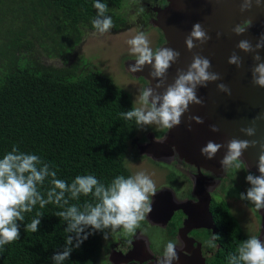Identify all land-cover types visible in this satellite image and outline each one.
Segmentation results:
<instances>
[{"label": "trees", "instance_id": "16d2710c", "mask_svg": "<svg viewBox=\"0 0 264 264\" xmlns=\"http://www.w3.org/2000/svg\"><path fill=\"white\" fill-rule=\"evenodd\" d=\"M129 0L106 3L114 25H124L120 13ZM94 0H0V158L13 146L48 163L57 178L71 183L78 175H94L107 185L115 177L131 175L125 165L129 143L140 128L125 120L132 109L128 93L85 62H70L97 14ZM59 65L48 63L57 59ZM49 187L46 179L42 191ZM91 197L70 204L83 205ZM55 204L37 205L19 223L20 239L0 248V264H53L65 247L66 222L55 216ZM43 213L36 233L25 224ZM220 248L206 264H228L246 240L235 217L223 203L213 210ZM259 217V216H258ZM88 238L64 264H96L104 232L85 230ZM110 231V230H106ZM75 243V241H74Z\"/></svg>", "mask_w": 264, "mask_h": 264}, {"label": "clouds", "instance_id": "9594fccd", "mask_svg": "<svg viewBox=\"0 0 264 264\" xmlns=\"http://www.w3.org/2000/svg\"><path fill=\"white\" fill-rule=\"evenodd\" d=\"M256 8H264V0H241L240 12H250ZM93 8L97 14L91 21L93 36H104L114 28L113 19L106 15L109 8L106 3L94 0ZM143 11V9H141ZM252 25V20H245L232 28L236 36L243 35ZM219 39L222 35L217 33ZM211 39L202 24L196 23L185 38V46L189 52L198 46H203ZM130 54L135 56V64L128 71L131 73L143 71L144 66L151 67L149 76L157 81L154 87L139 89L131 110L122 112L121 116L128 121H135L139 128L158 126L172 129L181 123V118L189 109V105H202L203 101L196 95L198 86L206 87L209 83L221 80L219 73L212 71V64L208 57L196 53L192 62L184 69H177L172 83H167V75L172 65L180 58V53L170 47H160L155 51L150 46V40L143 31L137 32L126 41ZM236 49L245 54H253V65L250 69L253 86L264 89V61L259 50L264 49V33L253 45L250 40H239ZM233 51L227 63L237 69L243 66V58ZM163 89V91H160ZM217 90L231 96V89L224 83L217 84ZM202 124L198 116H189ZM264 120V114L257 115L252 120V126L241 128L240 131L247 137L256 135L255 124ZM212 132H218L216 125L211 126ZM259 144L260 154L257 167L260 175L248 174L246 181L250 185L246 193H241L240 199L253 205L252 210L258 212L264 209V143L257 140L233 138L226 145L208 141L201 148V155L211 160L222 148L226 154L221 160L222 167H236L240 169L241 156L249 148H256ZM244 164V163H243ZM46 179L49 187L42 191ZM157 193L154 180L144 171H138L127 177L120 175L105 185L91 174L78 175L69 184L58 179L56 171L42 161L35 154L19 151L13 146L3 158H0V248L20 239V226L25 220V213H31L39 205L43 209L46 205L55 204L62 209L55 216L66 222L65 232L68 236L65 247L53 257V264H64L70 257L73 248L80 245L92 233H86L91 228L93 232H104L108 235L122 230L131 235L140 227L142 221L152 211V197ZM91 197L92 201H85L83 205L70 204L71 200L81 197ZM43 213L37 212L36 218L25 224L24 231L36 233ZM110 230V231H106ZM218 235H212L208 242L210 248L217 247ZM75 241V243H74ZM176 244L169 241L164 249L162 258L157 264H173L179 259ZM228 264H264V242L256 236H250L241 241L234 254L228 257Z\"/></svg>", "mask_w": 264, "mask_h": 264}, {"label": "water", "instance_id": "95a60500", "mask_svg": "<svg viewBox=\"0 0 264 264\" xmlns=\"http://www.w3.org/2000/svg\"><path fill=\"white\" fill-rule=\"evenodd\" d=\"M166 1L167 5L157 11L156 18L150 23L162 33L164 43L160 47H170L180 53L177 63L169 69L167 83L173 82L178 68L187 69L196 53L210 59L211 70L219 73L221 80L209 83L206 87L198 86L196 95L203 101V104L189 105L188 111L181 118V123L170 130L167 129L160 139H155L150 133L148 142L138 146L139 154L158 163L169 164L175 159L193 165L197 170L202 168L208 171H216L222 166L221 160L227 149L222 147L215 157L209 160L201 155V148L206 146L208 141L226 145L229 140L239 138L264 143V120L256 122V135L253 137H247L240 131L241 128L252 126V120L257 115L264 114V89L253 86L251 83L250 69L253 65V54H245L236 49L239 40L247 39L255 45L260 35L264 33V8L258 9L253 6L250 12L242 14L239 10L241 0ZM248 19L252 20L251 27L241 36L234 35L232 28ZM196 23L202 24L211 39L205 45L198 46L189 52L185 46V38ZM218 32L222 34L219 39L216 35ZM233 51H238L237 54L243 58V66L240 69L227 63ZM259 55L264 61V49L259 50ZM134 64L135 59L124 64L127 72L135 78H142L146 83L145 88L154 87L157 81L152 80L149 76L151 67L145 65L143 71L131 73L128 69ZM219 83H224L231 89V96L217 90ZM189 116H198L203 120V123L197 124L194 120L189 121ZM213 125L218 127V132L211 131ZM259 154L258 144L256 148L245 150L241 156L244 168L257 176L260 175L257 167ZM198 177L194 176L192 181ZM194 191L199 195L205 192L197 184ZM163 193H168L172 199V206L167 211L164 224L170 220L175 210L182 209L188 216L185 222L187 228L191 229L193 226L194 228H206L214 231L213 220L208 210L210 199L207 193L202 199L199 196L197 206H193L189 205L191 203L187 201H177L171 189L165 187L157 191L156 195L152 197V208L156 204L153 209L154 214L162 211L160 208L162 199L159 201V198ZM200 207L203 208L202 212ZM197 208L200 211H197ZM257 215L260 218L257 237L264 242V209H260ZM201 218H205L206 222L195 226L194 223L201 222ZM111 259L113 260V257ZM185 261L183 262L185 264L194 263L193 258L190 257L186 258ZM201 264H204L203 260Z\"/></svg>", "mask_w": 264, "mask_h": 264}, {"label": "flooded vegetation", "instance_id": "af4514ba", "mask_svg": "<svg viewBox=\"0 0 264 264\" xmlns=\"http://www.w3.org/2000/svg\"><path fill=\"white\" fill-rule=\"evenodd\" d=\"M132 3H134L133 7L136 9L135 12L137 15L135 25L140 27L142 31L148 28H154L159 31L161 38L159 44L162 45L164 40L161 31L152 26L150 22L156 18L157 11L163 9L167 5V1L135 0L132 1ZM141 9H143V11H141ZM126 23L127 22L124 24ZM122 25H115L110 32L117 34L132 27V25H126L127 27L125 29L121 28ZM87 32H94V30H86L85 33ZM81 44L77 46L72 53H78ZM166 130L167 129L164 128L159 137L153 135L154 138L160 139ZM140 131L141 130H139L137 136L129 143V148L132 149V154L128 156L129 159L133 161H147L151 165H155L160 173L164 174L165 171L163 182L156 187V190L159 191L165 187L170 188L177 201H187L191 203L189 205L197 206L196 204L199 202V196H201L202 199L204 194L207 193L210 199L208 210L213 220L214 231L206 228H194L193 226L191 229L187 228L185 222L188 216L182 209L175 210L170 220L164 224L167 211L170 206H172V199L168 193H163L159 198V201L162 199L160 208L163 212L161 211L154 214L155 211H153V209L156 207L155 204L151 213L141 222L140 227L134 234L128 235L122 230H118L108 235L107 239H105L104 236L102 242L104 243L103 249L107 257V262L111 264H157L158 260L162 258L165 245L169 241H172L176 244V251L179 257L177 261H173V264H185L183 262H186V258L189 257L193 258L194 263L192 264H201L202 260L204 264H206L220 248V244L217 241H215L217 247L210 248L208 246L211 236L217 234V225L213 213L215 206L221 203L225 204L231 215L235 217L232 213L231 201L238 199L241 194V188L236 180V176H241L246 179V176L252 173L247 171L242 164L240 169L234 166L224 169L220 166L219 170L208 171L202 168L197 170L195 166L188 165L182 160L174 159L169 164L155 162L147 156L139 154L138 146L147 143L148 135L152 133L151 130L141 133ZM194 176L199 177L195 181H192ZM196 184L198 187L205 190L202 195L194 191ZM200 209L202 212L203 208L200 207ZM200 209L197 208V211H200ZM201 219V222H195L194 225L197 226L200 223L206 222L205 218ZM111 257H113V260Z\"/></svg>", "mask_w": 264, "mask_h": 264}, {"label": "rangeland", "instance_id": "374dc122", "mask_svg": "<svg viewBox=\"0 0 264 264\" xmlns=\"http://www.w3.org/2000/svg\"><path fill=\"white\" fill-rule=\"evenodd\" d=\"M132 1L135 0H129L120 11L127 22L122 25L121 28L126 29L128 25H132L131 28L123 30L117 34H113L109 31V33L104 36H93V32L85 33L80 51L76 54L71 53L68 60H70V62H74L82 59L81 63L85 62L86 64V67H84L85 69L99 70L104 75L110 77L119 88L130 95L131 101L134 103L136 96L139 94V89L145 88L146 83L142 78H135L131 76L124 66L127 61L136 59L135 56L130 54L129 46L126 41L132 38V36H134L137 32L142 31L140 27L135 25L137 15ZM143 32L148 35L150 46L154 51L156 48L160 47L161 44L159 43L161 38L159 31L154 28H148ZM2 35L3 33L1 32L0 36ZM59 60H61V58L51 59L48 60V63L58 66L60 64ZM140 130V133L151 130L155 137H159L161 136L164 128L153 125L145 126L140 128ZM130 154H132V149L129 148L125 165L131 175L133 174V171L134 173L144 171L154 180L156 187L161 185L164 179L163 176L166 172L163 170L164 174L160 173L159 169L155 167V165H151L147 161L130 160L128 157ZM236 180L240 185L241 193H246L247 189L250 187L246 179L241 176H236ZM252 207L253 205L249 204L245 200H241L240 197L231 201L232 213L237 219L243 234L247 237H257L259 232L260 218L258 217L257 212L252 210ZM103 245L104 243L102 242L101 256L96 264H111L107 262Z\"/></svg>", "mask_w": 264, "mask_h": 264}]
</instances>
